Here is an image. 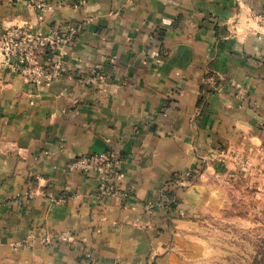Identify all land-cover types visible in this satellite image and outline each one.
Segmentation results:
<instances>
[{
	"label": "crops",
	"instance_id": "crops-1",
	"mask_svg": "<svg viewBox=\"0 0 264 264\" xmlns=\"http://www.w3.org/2000/svg\"><path fill=\"white\" fill-rule=\"evenodd\" d=\"M33 1L0 0V25L81 24L67 68L108 81L0 72V264H204L197 221L264 156V0ZM111 148L121 191L97 199L68 164Z\"/></svg>",
	"mask_w": 264,
	"mask_h": 264
},
{
	"label": "built area",
	"instance_id": "built-area-1",
	"mask_svg": "<svg viewBox=\"0 0 264 264\" xmlns=\"http://www.w3.org/2000/svg\"><path fill=\"white\" fill-rule=\"evenodd\" d=\"M33 4L37 8L47 5L40 0L33 1ZM81 31V24L69 22L54 23L46 35H37L27 26L0 25V68L9 74L23 77L34 86L54 83L66 76L78 77L79 81L88 85L107 84L108 77L99 69L80 75L67 68L63 59L64 49L76 41ZM121 161L118 152L111 148L100 153L78 156L69 162L68 168L86 176H99L96 197L103 199L120 194L123 177ZM197 167H203V162ZM121 195L127 197L128 194ZM72 241L73 235L66 231L54 236L36 233L26 243L51 245Z\"/></svg>",
	"mask_w": 264,
	"mask_h": 264
},
{
	"label": "rangeland",
	"instance_id": "rangeland-1",
	"mask_svg": "<svg viewBox=\"0 0 264 264\" xmlns=\"http://www.w3.org/2000/svg\"><path fill=\"white\" fill-rule=\"evenodd\" d=\"M0 72L5 71L0 68ZM262 155L264 147L259 151ZM204 165L197 167L198 176ZM249 167L253 175L241 177L252 170L238 168L239 175L226 179L221 200L205 208L195 225L204 264H264V156ZM174 203L177 206L175 199Z\"/></svg>",
	"mask_w": 264,
	"mask_h": 264
},
{
	"label": "trees",
	"instance_id": "trees-1",
	"mask_svg": "<svg viewBox=\"0 0 264 264\" xmlns=\"http://www.w3.org/2000/svg\"><path fill=\"white\" fill-rule=\"evenodd\" d=\"M194 176H196V174H193ZM193 176V177H194ZM165 196H166V198L167 199H169V200H172L173 199V202H171V203H169V206L171 207V208H173V209H175L177 206H176V204L174 203V197H175V195H174V193H172V192H166L165 193ZM168 201V200H167Z\"/></svg>",
	"mask_w": 264,
	"mask_h": 264
}]
</instances>
